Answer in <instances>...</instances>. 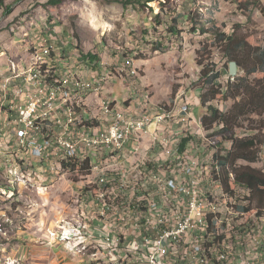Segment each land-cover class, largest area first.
Instances as JSON below:
<instances>
[{
    "label": "rangeland",
    "instance_id": "obj_1",
    "mask_svg": "<svg viewBox=\"0 0 264 264\" xmlns=\"http://www.w3.org/2000/svg\"><path fill=\"white\" fill-rule=\"evenodd\" d=\"M49 1L8 0L10 11L0 8V48L11 44L18 52L28 49L31 54L24 67L16 63L19 69H28L35 64L34 59L45 57L49 49L55 50L53 65L59 74L63 70L61 61L69 59L68 70L83 75L85 63L81 57L89 53L110 64L116 59L131 60L139 83L145 90L148 88L156 104L165 106L197 90L202 95L197 86L201 72L196 63L199 51L206 52L212 70L225 72L223 87L230 82L228 58L217 42V34L231 35L238 28L239 34L264 47V0H156L148 3V8H125L112 0H61L59 6H49ZM251 1L255 6L248 10L241 5ZM51 34L55 37L51 38ZM121 88L120 84L114 86V95L118 97ZM187 100L193 99L187 96ZM215 105L226 111L231 102L216 101ZM238 134L244 137L252 133L239 130ZM201 137L207 140L204 128ZM189 138V144L196 145L190 148L192 154L211 152L199 134ZM160 153L161 150H152L149 155L154 158ZM9 163L12 162L0 159V264H70L68 250H57L60 242L50 244L48 237L76 222H108L101 210L112 203L111 196L100 191L98 178L91 173L73 174L74 165L78 167L76 171L82 172L86 164H66L70 169L66 165L60 169L62 164L52 163L56 181L47 180V173H40V180L45 181L39 185L27 187L21 183L13 187L10 181L23 175L24 169L18 163H14L18 167H9ZM32 164V168H41V163ZM131 166L138 170L137 164ZM253 167L264 170V160ZM214 168L209 165L207 172L212 173ZM30 236L34 239L33 251L26 256L24 247L31 242Z\"/></svg>",
    "mask_w": 264,
    "mask_h": 264
},
{
    "label": "built area",
    "instance_id": "obj_2",
    "mask_svg": "<svg viewBox=\"0 0 264 264\" xmlns=\"http://www.w3.org/2000/svg\"><path fill=\"white\" fill-rule=\"evenodd\" d=\"M115 61L110 64L96 60L84 67L83 75L76 71L74 79H65L66 64L61 63V74L52 71L55 80L69 84L75 92L83 93L82 104L90 108L89 120H85L84 127H77L75 119L69 117L61 93L60 98H52L42 90L38 85L39 71L37 77L0 85V102H7L12 126H15V134H8V129H3L0 137L9 136L7 146L20 147V151L22 141H29V150L37 151V160H40L41 154L57 151L103 155V160L121 158V166L103 168V174H95V167H101V162L91 168H83V174L91 173V176L100 179V191L106 186L105 176L108 174H132V181L142 178L143 175H138V170H132L131 165L137 164L142 156H149V148L153 145L161 146L158 174L151 183H147L141 191L112 189V203L101 210V214H107L108 222H96V229H89L88 223L80 230L81 235L92 238L94 244H102L105 258L111 259V264H121V258H127L128 245H135L136 264H264V226H242L241 234L231 233L234 222H241L242 225L249 197L245 192L236 188V195L243 196L242 203H234L227 196L226 199H219V190H216L213 202H220V212H212L207 205L199 203V192L205 191L208 183L206 171L210 153L192 154L190 148L196 147L193 142L182 152L183 140L187 137L199 134L205 140L201 137L202 118L195 114L196 102L184 96L165 103L166 111H155L156 102L146 88L149 108L139 109L135 102L137 88L128 87L125 79L119 80L123 86L121 98L109 92V86L117 80L119 69H125V63H119L118 59ZM93 66L97 69L94 70ZM215 73H221L216 84L225 93L226 87L222 82L225 72ZM235 78L229 73L231 82ZM88 80H98V87L88 88ZM92 96L98 99L95 107L88 103ZM171 111H179L178 122H171ZM43 115L51 116V125H47L45 138H38L35 127ZM130 132H137V140H130ZM115 148H122V156H115ZM164 156L176 157V164L162 167ZM9 167L18 165L12 162ZM40 173H47V180L56 181V175H52V164L41 163V168H24V175L10 183L13 187L21 183L33 187L45 181L40 180ZM152 189H159V196L152 201L157 203V211L146 215V218H139V205H147L143 204V197ZM128 193L137 194L134 204H115V197ZM231 204H240V211H231ZM112 205H119V213L108 215V208ZM120 205H134V212H120ZM121 219H128V227H121ZM204 227H211V235H204ZM122 229H129L128 243H121ZM247 233H254L253 241L233 245L234 236ZM66 238L65 234L56 233L48 237L50 244L59 241L64 245ZM216 240H223V247H216ZM236 246H245V253L236 254ZM69 249L78 256L74 249Z\"/></svg>",
    "mask_w": 264,
    "mask_h": 264
},
{
    "label": "bare ground",
    "instance_id": "obj_3",
    "mask_svg": "<svg viewBox=\"0 0 264 264\" xmlns=\"http://www.w3.org/2000/svg\"><path fill=\"white\" fill-rule=\"evenodd\" d=\"M94 26L96 29L99 28L97 25ZM48 51L49 52L45 57L38 56V58L34 59L35 64L31 66L29 65L30 68L28 66V69H19V66H16V62L10 60L8 67L9 76H0V85L4 83H15L19 80L26 79L28 77H37V71H39L38 85L42 87V90L48 93L52 98H60L61 93L65 100V110L68 112L69 117L75 119V124L77 127H84L85 120H89L90 108H88L85 104H82L83 93L75 92L74 89L70 88L69 84L62 83L59 80H55V78L52 76V71H54L53 63L55 64L56 62L54 58L55 50L49 49ZM83 62L85 63L84 67H88L91 64V61ZM61 63L66 64L68 67L70 65L69 59H63ZM119 63H125V69H119L118 73L120 75L117 73L119 76H121L120 79H125L128 87L137 88L135 102L137 103L138 108H149L148 97H145L146 90L143 88V85L140 84L139 80L137 79L138 71L134 68L133 62L131 60H119ZM75 77L76 71L66 69L65 79H74ZM95 87H98V80H88V88ZM154 110L166 111V106L154 103ZM178 121L179 111H171V122ZM47 125H51V116H40L39 120H37V125L35 127V135L38 138H45L47 133ZM3 129H8V134H15V126H12V117L8 112L7 102H0V133H3ZM130 140H137V132H130ZM8 143L9 136L0 137V159H7L8 162L21 164V169L22 167L23 169L32 168L31 166H29L30 163H58L62 164L60 169H63V166H65L66 164H70L72 166L73 164L82 163V166L86 164L85 168H91L101 162V167H95V174H103V168H114V166H121V158H114L113 160H103V155H84L80 154L79 151H57L54 154H41L40 160H37V151L29 150V141H22V151H20V147H8ZM152 150H161V146L153 145L151 148H149V152ZM214 155L210 154L209 165L218 168L216 167L218 166V164L215 161ZM115 156H122V148H115ZM152 157L153 156L150 155L142 156V158L137 161L138 175L143 176L142 178H138L136 181H132V174L106 175V186H103L101 189L103 194L107 192V195L111 196L112 189H120V191L126 192L144 190L147 186V183H151L152 179H154L156 174H158L157 165L159 162V157ZM171 161H176V157L167 156L164 160H162V167L172 166L173 164ZM34 166L38 168V166ZM73 174H83V171H75ZM220 174L221 173L219 171L217 173H214V171L212 173L206 171V181L208 183H206L205 191L199 192L200 205H207V209H211L212 212H220V202H213V197L216 196V190H219V199H226L227 196V199L233 200L234 203H242V196L236 195V188H238L239 190H243L249 197L246 203V211L243 214L242 225L241 222H234V225L231 226V233L241 234L242 226L252 227L254 224L255 226H264V209H260L258 208V206L257 208H255V205L253 206L252 202L250 201V198H252L251 194L253 192L251 193L248 189H245L240 186L233 189V193L226 192L225 190L227 188L225 187L226 189H224L222 181L220 179ZM233 180L234 177L232 176V181ZM97 182L99 187L100 179H98ZM156 196H159V189H152V191L146 192L143 197V204L147 205H139V218H146V215L155 214V212L157 211V203H152V201L156 199ZM136 201V193H128L127 195H123L121 197H115V204H134ZM231 211H240V204H231ZM120 212H134V205H120ZM115 213H119V205H112V208H108V215H115ZM101 215L107 221V214ZM88 223L76 222V225H74L73 227H66L63 225L64 227L62 231L60 233H56V235L65 234L68 237L65 239V246L74 249L78 256L86 255L89 248H93L96 252L92 254V264H111V259L105 258V250L102 248V244H94L92 238L84 237L83 235H81L80 230L86 228L88 226ZM121 227H128V219H121ZM89 229H96V222H90ZM204 235H211V227H204ZM253 240L254 233L243 234V236H234L233 245H243L244 241ZM128 242L129 229H122L121 243ZM216 247H223V240H216ZM244 253L245 246H236V254ZM136 261L137 253L135 252V245H128L127 258H121V264H136Z\"/></svg>",
    "mask_w": 264,
    "mask_h": 264
},
{
    "label": "trees",
    "instance_id": "obj_4",
    "mask_svg": "<svg viewBox=\"0 0 264 264\" xmlns=\"http://www.w3.org/2000/svg\"><path fill=\"white\" fill-rule=\"evenodd\" d=\"M7 1L0 0V8L10 11ZM154 1L156 0H112L125 8L147 7L148 3ZM60 4L61 0L48 2L49 6ZM241 5L248 10L255 3L251 1ZM160 18L156 16L157 20ZM217 42L228 58V72L232 62L238 64L239 71L235 81L228 82L226 92L223 93L222 87L216 84L222 76L221 73L212 70L211 64L206 60V52H198L196 63L201 72L197 86L203 91L200 105L205 110L202 123L207 133V140L202 141L210 149V153L215 154L218 168H214V173H221L222 185L224 189L227 188L225 191L233 193V189L238 186L248 189L253 192L250 198L252 204L256 203V207L264 209V170L253 167L264 160V47L239 34L238 28L231 35L217 34ZM82 59L92 63L98 60V56L89 53L82 55ZM216 101L224 104L231 102V106L224 111L215 105ZM239 130H248L252 134L241 137ZM189 139L183 140L182 152L190 143ZM229 143L231 147L227 149L226 145ZM66 168L70 169L68 165ZM72 169L76 171L78 167L74 165ZM230 174L234 177L233 181Z\"/></svg>",
    "mask_w": 264,
    "mask_h": 264
},
{
    "label": "crops",
    "instance_id": "obj_5",
    "mask_svg": "<svg viewBox=\"0 0 264 264\" xmlns=\"http://www.w3.org/2000/svg\"><path fill=\"white\" fill-rule=\"evenodd\" d=\"M27 51V52H26ZM31 58V54H29L28 49H22V51L18 52V50L11 44H7V46L5 48H0V76H9V62L10 60H13L14 62H16L18 65H27L29 60ZM6 76V77H7ZM121 79H117L116 82H112L111 85L109 86V92L115 94V89L114 86H116L117 84L121 85V89H122V93L120 95H118L119 98H121L123 96V86L122 83L119 81ZM200 90H197L196 92H191L183 95L189 96L190 98L194 99V101L196 102L197 106L195 107V114L198 118H202V116L205 113V110L201 107L200 105V98H198L200 96ZM116 96V95H115ZM98 102V99L95 96H92L91 98L88 99V103L91 107H95L96 103ZM194 138H196V136H193ZM230 145L229 147H227V149H230L231 144H227ZM31 237V238H30ZM29 239L31 240V242H29L24 248L26 251V256H28L30 254V252L33 251L32 248V240H34L32 238V236H30ZM48 236H46L47 238ZM16 249V247H13V249ZM68 250V253H66L67 258L69 259L70 264H92V254L95 253L96 251L93 248H89V250L87 251L86 255H79L76 256L74 255L70 249H68L67 246H64V244H60L57 243V250ZM12 252V250H11ZM14 253H17V250H13ZM12 252V253H13ZM73 255V256H72ZM91 256V257H90ZM84 257V258H83Z\"/></svg>",
    "mask_w": 264,
    "mask_h": 264
},
{
    "label": "water",
    "instance_id": "obj_6",
    "mask_svg": "<svg viewBox=\"0 0 264 264\" xmlns=\"http://www.w3.org/2000/svg\"><path fill=\"white\" fill-rule=\"evenodd\" d=\"M238 71H239V68H238V64L236 62H232L230 64V75L232 76H237L238 75Z\"/></svg>",
    "mask_w": 264,
    "mask_h": 264
}]
</instances>
